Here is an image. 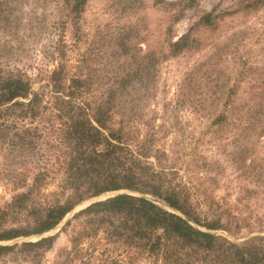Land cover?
Listing matches in <instances>:
<instances>
[{
  "label": "trees",
  "instance_id": "1",
  "mask_svg": "<svg viewBox=\"0 0 264 264\" xmlns=\"http://www.w3.org/2000/svg\"><path fill=\"white\" fill-rule=\"evenodd\" d=\"M87 2L0 0V24L9 41L22 32L20 42L31 50L41 40L39 51L49 67L42 79V68L31 76L0 62V183L9 192V199L0 204V257L20 255L38 264L58 233L6 242L41 236L84 201L124 191L91 202L66 221L68 246L59 249L52 264H264V217L217 211L205 191L197 197L199 188L181 181L168 163L167 150L156 143L159 126L144 123L145 131L138 136L134 106L131 116L126 115L128 108L121 100L129 96L130 102L129 86L134 78L142 80L144 70L196 47L200 39L193 34L194 26L168 40L159 57L149 47L146 67L112 71L106 85L103 82L94 93V81L105 77L86 70L84 55L70 57L80 41ZM155 2L169 6L177 20L194 0ZM199 22L211 25V14ZM67 29L72 43L66 39ZM119 45L125 49V43ZM196 71L193 67L183 78L187 86H179L177 99L211 114L215 125L229 121L237 127L243 142L235 140L233 161L252 184L239 186V200H263L264 154L255 152L264 135V89L248 87L247 119L228 120L241 109L233 106L241 87L198 90ZM36 79L41 83L34 87ZM194 92L196 103L191 100ZM241 230H246L243 237L238 236ZM97 244L103 248L98 250Z\"/></svg>",
  "mask_w": 264,
  "mask_h": 264
},
{
  "label": "rangeland",
  "instance_id": "2",
  "mask_svg": "<svg viewBox=\"0 0 264 264\" xmlns=\"http://www.w3.org/2000/svg\"><path fill=\"white\" fill-rule=\"evenodd\" d=\"M181 13L174 20L171 8L155 0H88L81 21L80 41L70 52V57L74 60L79 59L80 54L84 55L89 65L86 70H95V75L100 77L103 74L104 80L99 82L96 79L92 86L96 93L95 88L103 87V82L106 85L105 80L112 71L122 72L129 67L142 65L146 67L148 60L144 53L149 47L159 57L162 50H167L168 40H175L193 25V34L200 39L196 47L177 57L156 62L155 67L142 72L141 81L137 78L132 80L129 86L132 88L130 102L129 96L121 99L128 108L127 111L125 109L126 115H130L129 111L134 106L132 113L139 125L138 136L145 131L144 123L159 126L160 139L156 143L167 150L168 163L178 171L181 181L199 188L196 189L199 190L195 194L197 197H202L200 192L205 191L217 204V211L230 209L252 215L253 219L264 217V199L239 200V186L252 184L243 174V168L233 161L236 143L243 142L240 133L237 134V127L229 121L224 126L215 125L211 121V114L195 111L192 105L184 106L180 98L177 99L179 86L185 83L187 86L183 78L196 67L194 78L198 90L202 87L226 90L238 84L241 88L233 98V106L240 107L241 112H236L228 120L248 117L246 111L248 103H251L248 87L254 84L257 86L255 90L264 89V0H194ZM208 13L211 14L212 24L204 26L199 19ZM21 33L17 40L9 41L10 35L0 24V62L12 68H22L31 76L42 68L44 79L49 67L43 63L39 51L41 40L33 43L35 46L29 50V45L20 42ZM65 35L67 41L72 43L70 29L66 30ZM54 37H57L56 34ZM120 41L125 43V49L119 48ZM34 82V87L41 83L37 79ZM197 99L194 92L191 102L196 103ZM223 99L218 102L217 108H212L213 113L222 105ZM119 117L121 115L118 114L116 118ZM258 140L255 154L262 157L264 135ZM104 198L106 196L101 199ZM8 199L9 192L0 183V204ZM89 201L77 205L53 230L41 236L19 237L6 243L33 241L58 233L53 247L44 253L38 263L52 264L59 249L68 246L70 230L63 229L66 221L90 204ZM246 205L249 209L245 208ZM245 234L246 230H241L238 236ZM97 247L98 250L103 248L99 244ZM0 264L34 263L20 255L10 254L0 257Z\"/></svg>",
  "mask_w": 264,
  "mask_h": 264
},
{
  "label": "water",
  "instance_id": "3",
  "mask_svg": "<svg viewBox=\"0 0 264 264\" xmlns=\"http://www.w3.org/2000/svg\"><path fill=\"white\" fill-rule=\"evenodd\" d=\"M121 192H124V191H117V192H110V193H106V194H104V195H101V196H99V197H95V198H92V199H90V203L91 202H94V201H96V200H100L101 198H103V196L105 197H109V196H113L114 194H116V193H121Z\"/></svg>",
  "mask_w": 264,
  "mask_h": 264
}]
</instances>
